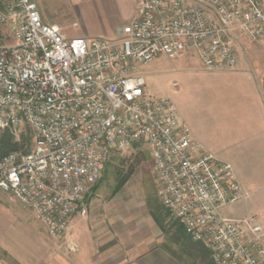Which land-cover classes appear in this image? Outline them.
Segmentation results:
<instances>
[{
	"label": "built area",
	"instance_id": "1",
	"mask_svg": "<svg viewBox=\"0 0 264 264\" xmlns=\"http://www.w3.org/2000/svg\"><path fill=\"white\" fill-rule=\"evenodd\" d=\"M115 32L67 38L34 0H0V131L27 127L35 141L0 159V190L61 239L109 157L145 145L161 205L214 264H264L258 217L222 213L247 196L232 166L204 152L172 102L145 93L140 70L185 52L207 71L239 69V38L264 43V0H136Z\"/></svg>",
	"mask_w": 264,
	"mask_h": 264
},
{
	"label": "rangeland",
	"instance_id": "2",
	"mask_svg": "<svg viewBox=\"0 0 264 264\" xmlns=\"http://www.w3.org/2000/svg\"><path fill=\"white\" fill-rule=\"evenodd\" d=\"M34 1L41 17L59 24L58 27L67 38L81 37L79 33L81 29L80 16L71 0ZM239 44L243 50V64L240 66L241 71L237 74L227 75L224 71H207L202 67L198 55L192 52H185L176 59L160 56L140 67L146 80L145 93L151 98H167L172 102L181 119L202 144L204 152L212 154L218 159L229 160L231 157L230 161L238 174L241 172L242 165H246L245 167L248 168V164L232 157L234 154L236 155V151L230 146L236 141V138L235 134L229 136L225 130L224 114L229 108H232L233 112H237L236 114L241 113V104L245 99L241 95V89L245 90L246 86L256 82L257 77L264 78V43L241 36ZM244 73L252 77V80H249ZM173 82L177 83L176 88L171 86ZM258 88L259 92L264 89L262 84ZM246 90L249 94L250 89ZM248 101L250 102V99ZM248 106L250 107L251 104ZM228 111L230 112V109ZM230 124L236 127V121ZM20 133L30 136V150L35 144L32 133L27 127L22 128L17 135ZM17 135L14 136L18 138ZM140 151L144 153L146 159L135 167L121 188L113 193L120 172L126 171L128 165L133 162L135 155ZM251 164L254 165L252 162ZM249 167L251 173L250 163ZM249 193L248 197L244 198L248 199L247 201L250 203V208L246 210L248 215H244L245 211L242 203L240 204V199L222 209L224 216L232 218L257 216L258 220L264 219V193L252 190ZM150 201L160 206L159 186L155 181L150 149L145 145H139L125 152L113 153L109 157L100 180L95 189L87 195L85 203L87 212L89 207L99 208L102 218H108L117 225H125L124 227L134 236H138L144 234L146 232L145 225L152 222ZM28 212L32 214L30 210ZM35 222L38 223L36 219ZM38 229L43 232L41 227ZM173 232L174 230L162 232L164 245L167 249L177 252L176 244L170 242ZM83 233L80 241L87 247L91 234L88 230Z\"/></svg>",
	"mask_w": 264,
	"mask_h": 264
},
{
	"label": "crops",
	"instance_id": "3",
	"mask_svg": "<svg viewBox=\"0 0 264 264\" xmlns=\"http://www.w3.org/2000/svg\"><path fill=\"white\" fill-rule=\"evenodd\" d=\"M71 1L80 16V24L77 23L81 28L79 33L81 37L88 38H115L116 28L126 24L136 9V0ZM42 20L46 24L60 26L51 20ZM242 64L241 60L240 66ZM239 71L240 68L224 73L237 74ZM245 75L252 80V77ZM261 84L264 88V78L257 77L256 82L246 86L245 90L241 89V95L245 98L241 113L236 114L229 108L230 112L228 109L224 114V128L229 136L235 134L236 138L230 146L236 151L232 157L247 162L248 168L242 165L238 174L230 161L231 157L220 160L232 166L247 197L251 190L264 193V89L262 92L258 90ZM247 88L250 89L249 94ZM234 121L236 127L230 124ZM248 162L252 167L251 173ZM247 200L243 198L240 202L244 215H248L246 210L250 208ZM28 211L0 190V264H183L165 250L164 235L153 219L145 225L144 234L134 236L125 225L102 218L100 209L92 206L87 214L75 215L71 219L63 238L51 239L44 225ZM258 222L264 231V219L260 218ZM39 227L43 232L39 231ZM86 230L91 234L87 247L80 241Z\"/></svg>",
	"mask_w": 264,
	"mask_h": 264
},
{
	"label": "trees",
	"instance_id": "4",
	"mask_svg": "<svg viewBox=\"0 0 264 264\" xmlns=\"http://www.w3.org/2000/svg\"><path fill=\"white\" fill-rule=\"evenodd\" d=\"M30 131V130H29ZM30 136L20 133L16 138L8 130L0 131V159L10 152L26 153L29 151ZM141 144L134 145L133 148ZM146 159V156L141 151L138 152L131 164L128 165L125 172L119 174V179L114 187L113 193L125 183L128 177L133 173L135 167ZM96 185L91 191L95 189ZM152 208L150 216L163 233L174 230V234L170 239L171 243L176 244L178 251L171 249L167 250L172 256L177 258L183 264H214L210 250L201 242L194 241L184 230L178 220L168 212L161 204L150 201Z\"/></svg>",
	"mask_w": 264,
	"mask_h": 264
}]
</instances>
